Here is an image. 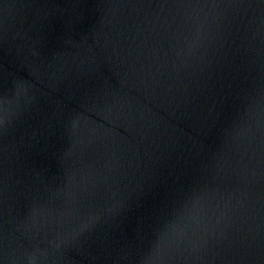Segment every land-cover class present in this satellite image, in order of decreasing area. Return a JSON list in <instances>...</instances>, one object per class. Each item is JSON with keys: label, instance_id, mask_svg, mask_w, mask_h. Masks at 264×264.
<instances>
[{"label": "water", "instance_id": "obj_1", "mask_svg": "<svg viewBox=\"0 0 264 264\" xmlns=\"http://www.w3.org/2000/svg\"><path fill=\"white\" fill-rule=\"evenodd\" d=\"M0 264H264V0H0Z\"/></svg>", "mask_w": 264, "mask_h": 264}]
</instances>
